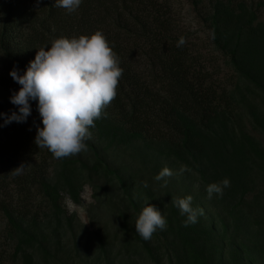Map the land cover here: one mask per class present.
Returning a JSON list of instances; mask_svg holds the SVG:
<instances>
[{"label":"trees","instance_id":"1","mask_svg":"<svg viewBox=\"0 0 264 264\" xmlns=\"http://www.w3.org/2000/svg\"><path fill=\"white\" fill-rule=\"evenodd\" d=\"M178 1L83 0L68 14L55 0H0L3 88L19 91L9 73L14 66L26 71L39 49L97 31L123 69L86 152L56 159L36 145L28 122L0 127V264H59L63 237L72 230L63 200L79 204L85 187L98 204L117 200L129 259L145 255L157 264L165 251L169 264H221L212 245L218 229L240 264H264V147L247 129L264 139V0H185L207 29L225 76L204 67L194 36L177 19ZM32 109L42 125L35 102ZM14 111L0 105V113ZM181 166L188 171L180 174ZM164 168L177 180L166 178L167 187L155 180ZM225 178L230 187L223 197L208 199L207 186ZM175 184L198 187L192 207L212 210L214 229L202 215L183 226L186 216L172 203L179 198ZM148 203L167 228L145 241L135 224Z\"/></svg>","mask_w":264,"mask_h":264},{"label":"clouds","instance_id":"2","mask_svg":"<svg viewBox=\"0 0 264 264\" xmlns=\"http://www.w3.org/2000/svg\"><path fill=\"white\" fill-rule=\"evenodd\" d=\"M83 0H55V6L65 9L68 14L75 13ZM185 44L182 37L178 47ZM12 80L20 85L18 92L10 96V103L18 112L10 115L0 113L6 127L13 122L26 123L32 114V103L41 118L43 127L37 128L35 143L39 148L48 149L56 159H63L86 152L87 141L92 138L90 129L96 127L95 121L106 118L105 109L116 98L123 69L119 58L102 32L97 31L90 37L59 38L50 47L37 51L35 59L29 62L26 71L14 66L9 73ZM27 166L15 169L20 174ZM188 171L181 166L180 174ZM173 172L164 168L155 180L163 181L167 187ZM145 188L148 184H143ZM230 187L225 178L219 183L207 186V198H222L224 190ZM186 216L184 227L194 225L203 210L193 208V197L178 198L172 201ZM167 220L154 205L147 204L139 215L135 230L143 240H151L158 230H166Z\"/></svg>","mask_w":264,"mask_h":264},{"label":"rangeland","instance_id":"3","mask_svg":"<svg viewBox=\"0 0 264 264\" xmlns=\"http://www.w3.org/2000/svg\"><path fill=\"white\" fill-rule=\"evenodd\" d=\"M176 12L178 13L177 19L181 21V27L194 36V42L197 47L201 49V58L206 69H221V76L228 74V71L222 64L221 57L208 47V32L203 26L197 15L192 11L191 7L185 0L178 1L176 5ZM264 22V14L262 16ZM15 85L9 86V90L0 86V105H8L9 110L18 108L10 103V96L13 92H18ZM30 130L37 135V128L43 127L41 124H36L33 121V111L27 120ZM248 131L257 139V141L264 147V139L253 133L247 126ZM111 161V160H110ZM113 164L114 161H113ZM116 167L119 163L115 164ZM173 181H177L174 176ZM190 184H187L189 186ZM174 190L178 191L179 198L187 196L195 198L200 194L198 187L192 185L189 189L175 184ZM117 196V195H116ZM198 198V197H197ZM117 200L115 197L111 199L109 204L106 200L102 204L96 203L91 196V189L85 187L82 194L80 203L75 205L66 198L63 200L69 216L72 217V230L63 237L60 248V256L58 258L59 264H155L154 260H148L145 255L134 258H128L125 250L122 248V236L119 231V224L116 222L114 205ZM203 220L207 226L214 229L211 224L210 217L213 211L210 209L203 210ZM215 236L212 243L216 251L220 253L221 264H240V259L237 253L233 250L229 251V247L225 242L221 241L218 236V229H214ZM155 247H159L155 244ZM224 254H232L233 256H222ZM162 259L157 264H169L168 258L165 257V251H161ZM236 255V256H234ZM230 258V261H229ZM158 261V260H156ZM254 264H260L255 261Z\"/></svg>","mask_w":264,"mask_h":264}]
</instances>
